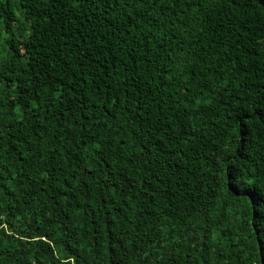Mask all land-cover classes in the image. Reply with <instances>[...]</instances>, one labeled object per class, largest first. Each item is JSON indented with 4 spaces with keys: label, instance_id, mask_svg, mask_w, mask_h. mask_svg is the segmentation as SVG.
Here are the masks:
<instances>
[{
    "label": "trees",
    "instance_id": "1",
    "mask_svg": "<svg viewBox=\"0 0 264 264\" xmlns=\"http://www.w3.org/2000/svg\"><path fill=\"white\" fill-rule=\"evenodd\" d=\"M0 264H264V0H0Z\"/></svg>",
    "mask_w": 264,
    "mask_h": 264
}]
</instances>
